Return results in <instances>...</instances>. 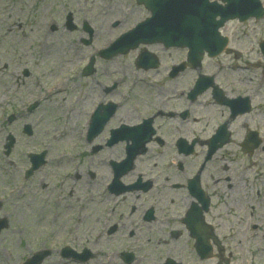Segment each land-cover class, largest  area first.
I'll list each match as a JSON object with an SVG mask.
<instances>
[{"label": "rangeland", "instance_id": "374dc122", "mask_svg": "<svg viewBox=\"0 0 264 264\" xmlns=\"http://www.w3.org/2000/svg\"><path fill=\"white\" fill-rule=\"evenodd\" d=\"M67 11L96 28L92 43L79 46L80 52L74 44L78 34L64 26ZM146 16V10L134 0H0V218L7 221L0 232V264H22L45 249L49 250V256L41 264H162L168 259L178 264H216L218 261V257L199 259L193 239L184 228H179L177 219L171 218L179 213L182 216L179 192L161 187L172 180L184 182L196 172L207 151L199 140H207L224 112L210 105L203 108L189 104L185 95L195 78L199 74H216L215 82H238L242 76L250 77V72L239 71V54L231 53L204 62L197 73L188 69L171 78L168 75L172 64L184 57L183 51H164L157 45L149 49L160 53L161 64L155 71L134 69L135 51L110 60L94 58V73L81 74L82 57L87 58L93 48L106 47ZM238 35L232 38L236 49L241 41ZM247 43L244 47L248 48ZM114 82V90L106 91ZM245 88L250 90L249 85ZM180 92L181 97L175 99ZM208 98L205 93L198 99L204 102ZM33 102H38V106L27 113V106ZM108 102L119 103L115 115L96 140L86 144L82 125L84 129L87 127L90 111L96 104ZM156 108L184 114L181 119H172L171 124L164 117L156 120L157 135L168 144L179 137L188 143L197 137L194 152L182 158L167 143L165 147L156 142L148 144L141 158H135L134 173L128 175L130 180L122 181L127 184L140 173H148L160 203L154 204L155 199L151 202L155 196V192L150 196L151 190L140 198L125 194L111 206L100 204L101 200L108 201L103 196L108 195L105 186L111 178L110 162L124 158L122 145L105 146L107 129L137 124L157 112ZM80 112L83 122L76 115ZM11 114H17L18 118L7 125ZM238 123H234L235 128ZM23 124L30 125L31 136L21 132ZM242 130L237 133L238 141L243 138ZM8 132L16 138V144L5 158L3 146ZM93 147H99L95 154L91 152ZM41 151L46 152L44 165L24 177L29 154ZM213 156L212 160L204 161L199 174L203 188L213 192L205 219L225 246H230L226 250L223 247L222 256L230 264H264V237H259L262 232L259 223L264 219V175H257L258 167L264 172V151L246 156L236 142L225 145ZM178 160L182 169H178ZM254 160L258 163L257 173L251 167ZM152 165L155 166L151 173ZM225 165L228 169L230 165L229 176L236 188L229 189L223 184L220 189L213 184L214 178L226 173ZM90 171L95 180L88 178ZM166 175L171 180L163 178ZM223 190H228L227 197L232 199L218 197ZM70 191L74 192V198H68ZM150 204L155 206L156 220L145 225L133 224L134 215ZM129 205L140 206L123 223L133 229L131 238L126 236L127 228L114 221L117 212L127 216ZM253 225L257 227L253 229ZM171 227L180 230L175 240L168 235ZM225 233L231 236L224 238ZM66 246L77 253L87 249L91 256L85 261L61 258L60 251ZM126 250L134 256L130 263L122 259Z\"/></svg>", "mask_w": 264, "mask_h": 264}, {"label": "water", "instance_id": "95a60500", "mask_svg": "<svg viewBox=\"0 0 264 264\" xmlns=\"http://www.w3.org/2000/svg\"><path fill=\"white\" fill-rule=\"evenodd\" d=\"M138 1L147 5V7L151 10L152 17L140 24L136 30L125 34L119 39L133 42L128 45H122L118 40L109 49L103 50V53H123L128 49L134 48L140 42H163L166 46L181 45L188 47L189 66H196L199 64L204 50L207 51L209 56L216 55L220 52V47L216 44L218 36L215 33L219 22L214 21L218 14L222 16V19L240 16L247 18L250 15H259V8L257 5L259 2L257 0H221L222 2H225L226 5L224 7L219 6L221 8L219 12L215 10V7H218L217 3H208V0ZM244 8L247 9L248 13H244ZM200 81L202 80H198L197 82ZM109 115L111 114L109 113L106 116H102L95 113L93 119L95 123L97 121V129H95L96 125L94 123L93 125L95 126H93L90 130L91 136L95 133L97 134L99 129L108 119ZM141 127L142 126L139 128ZM139 128L133 129L135 130L133 131L134 134L131 133L130 135H132L133 138L136 137L139 139L138 142L142 145V143L149 137L150 131L144 127L141 129ZM10 144L11 142L9 141L8 145ZM140 145H134V147L136 146L135 151L129 153V157L122 163V167L129 164L134 154L138 151V147ZM198 216L199 212L197 215L190 212V216L185 221L189 223L192 218L198 220ZM191 235L197 238V252L202 256L209 255L210 248L208 245L204 244V237H201V234L192 227Z\"/></svg>", "mask_w": 264, "mask_h": 264}, {"label": "flooded vegetation", "instance_id": "af4514ba", "mask_svg": "<svg viewBox=\"0 0 264 264\" xmlns=\"http://www.w3.org/2000/svg\"><path fill=\"white\" fill-rule=\"evenodd\" d=\"M71 19L72 22L74 20L76 23L73 22L70 27L67 25L65 27L68 30L69 28H73L69 31L77 33L80 37V43H84V24L87 22L84 20L78 21V19H75L73 16H71ZM239 24L242 29L240 31L241 42L239 44V59L241 63V66H239L241 69H239V71H243L242 69L249 70L250 77L246 78L242 76L238 78L239 82H209L212 87H209L210 89H207L199 96L207 93L213 105H218L224 109L225 121H222V123L218 124L216 128L221 125L225 127L228 133V139L225 144H228L232 140L233 144L237 142L238 147H240L241 143L237 140V133L243 128L242 131L244 138L247 133L254 132L258 136V148L264 150V141L261 139V133L264 131V53L260 47V43L262 41L261 36L264 35V17L262 20H249ZM243 26H246V29ZM91 29L94 35L96 31L93 27H91ZM247 36L249 52L248 54H245L242 52V46L244 48L243 50L246 51L244 43ZM228 44L233 48L230 40ZM230 51L231 49L229 48V52ZM226 53H228V51ZM81 60L83 61V59ZM246 82H255V84L249 85V91L245 88ZM112 90H114V88ZM180 95H182V93ZM245 97L248 98L249 108L247 105V111L245 110V106H243V108L238 107L237 109L235 107L237 103L236 101L238 99L244 100ZM195 102H197V99L190 102V104H194ZM228 103H230V105H228ZM198 105H200V103H198L197 106ZM229 107H232L235 111L230 112ZM159 113L162 112L159 111ZM168 115L170 117L181 116L173 112L168 113ZM194 121H197V119H194ZM236 121H239L237 128L234 126ZM224 171H227V167L224 168ZM140 193L141 190H138L136 197H138ZM134 210L135 207H132L131 211L133 212Z\"/></svg>", "mask_w": 264, "mask_h": 264}, {"label": "bare ground", "instance_id": "6f19581e", "mask_svg": "<svg viewBox=\"0 0 264 264\" xmlns=\"http://www.w3.org/2000/svg\"><path fill=\"white\" fill-rule=\"evenodd\" d=\"M81 113H82V112L76 114V115H77V118H80ZM75 119H76V118H75ZM172 121H173L172 119H169V123H170V124H171ZM251 167H252L253 169L257 168V167H258V163L255 162V161H252V163H251ZM155 172L158 173V169H156ZM142 174H145V173H142ZM124 178H126V177H124ZM217 181H226V180H217ZM67 196H68V198H74V197H75V194H74L73 192H70V193L67 194ZM113 200H115V198H114ZM119 217H121V215H119ZM116 218H118V215H117ZM116 222H117V221H116ZM173 224H174V223H173L172 221H170V225H173ZM261 231H262V232L260 233L259 237H260V238H261V237L263 238V237H264V224H263L262 227H261ZM245 264H248V262H246Z\"/></svg>", "mask_w": 264, "mask_h": 264}]
</instances>
